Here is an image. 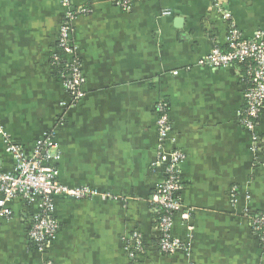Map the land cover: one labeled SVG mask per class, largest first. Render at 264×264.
<instances>
[{
  "label": "crops",
  "instance_id": "crops-1",
  "mask_svg": "<svg viewBox=\"0 0 264 264\" xmlns=\"http://www.w3.org/2000/svg\"><path fill=\"white\" fill-rule=\"evenodd\" d=\"M117 1L71 0L89 13L73 22L84 95L70 106L51 65L61 0H0V173L14 165L6 140L29 153L48 134L58 182L101 194L56 198L58 231L43 252L28 240L38 201L6 203L0 264H264L245 216L264 213V151L255 158L252 133L239 123L244 83L234 67L201 64L215 41L224 46L212 0H130V12ZM221 1L243 38L261 31L264 40V0ZM160 100L172 127L166 150L183 155L179 197L188 214L174 219L184 250L171 255L157 248L150 205L164 179L163 166H153ZM257 133L264 137V108ZM134 232L145 253L131 260Z\"/></svg>",
  "mask_w": 264,
  "mask_h": 264
},
{
  "label": "built area",
  "instance_id": "built-area-1",
  "mask_svg": "<svg viewBox=\"0 0 264 264\" xmlns=\"http://www.w3.org/2000/svg\"><path fill=\"white\" fill-rule=\"evenodd\" d=\"M64 15L58 33L57 50L51 57V65L57 69L61 84L69 95L70 106L76 105L84 93V79L80 60L72 43L73 22L88 9L75 8L71 0H61ZM116 6L125 12L131 11L130 0H118ZM212 11L225 25L224 46L214 42L210 54L201 61L207 67L221 69L234 67L244 83L243 107L239 111L240 126L252 133L251 149L255 158L264 151V137L257 133L259 118L264 108V40L261 31L255 32L251 39L243 38L232 21L230 12L221 0H212ZM163 14L168 15L169 12ZM214 41V40H213ZM169 106L160 100L156 107L158 159L153 166H163L164 179L154 191L150 200L151 213L157 215L154 228L158 234L157 248L164 255L184 250L182 242L172 235L176 215L188 214L184 211L179 193L181 186L180 167L183 155L175 150L167 152L170 140L171 123ZM55 145L51 135L44 134L35 148L27 153L9 140L5 141V151L13 160L11 172L0 173V218H8L10 212L6 203L20 200L29 206L38 201V211L30 220L28 240L36 250L43 252L47 242L53 240L58 225L53 218L54 201L58 197L73 200H91L101 194L89 187H69L58 182L56 172L49 164L54 158ZM235 190L231 189V202H236ZM253 233L264 246V213L249 215L245 213ZM145 253L141 236L134 232L128 238V255L131 260ZM43 264H52L45 262Z\"/></svg>",
  "mask_w": 264,
  "mask_h": 264
},
{
  "label": "trees",
  "instance_id": "trees-1",
  "mask_svg": "<svg viewBox=\"0 0 264 264\" xmlns=\"http://www.w3.org/2000/svg\"><path fill=\"white\" fill-rule=\"evenodd\" d=\"M59 79H60V78H59ZM153 216H154V220H155V218L157 217V215L154 214Z\"/></svg>",
  "mask_w": 264,
  "mask_h": 264
}]
</instances>
